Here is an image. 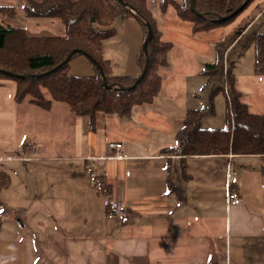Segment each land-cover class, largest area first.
I'll use <instances>...</instances> for the list:
<instances>
[{
	"label": "crops",
	"instance_id": "1",
	"mask_svg": "<svg viewBox=\"0 0 264 264\" xmlns=\"http://www.w3.org/2000/svg\"><path fill=\"white\" fill-rule=\"evenodd\" d=\"M25 3L0 0V5L18 9ZM175 13L176 9L159 24L169 25V31L183 40L208 41L212 49L228 36L221 27L193 34L191 25L178 16L174 19ZM42 22L28 21L39 27ZM251 26L226 51L225 66L233 67L241 102L251 113L264 114V72H258L249 40L264 30L250 35ZM244 43L253 53L245 62L237 53L229 63L228 51ZM169 65L160 72L162 88L152 104L135 106L130 116L97 114L94 120L71 117L57 103L50 112L28 103L17 105L15 82L0 81L3 167L30 159L18 154L27 139L40 143L41 151L50 144L59 170L78 181L71 192L65 181H54L52 196H35L33 200L45 207L38 223L25 210L10 224H0V264H264V157H186L181 151H167L178 147L177 133L187 111L197 110L177 105L179 89L171 84ZM111 143L122 147L111 149ZM75 163L86 165L84 173L72 172L69 167ZM95 177L100 187L106 185V194L97 191ZM229 189L240 194L239 205L229 203ZM111 200L127 205L129 222L113 214Z\"/></svg>",
	"mask_w": 264,
	"mask_h": 264
},
{
	"label": "trees",
	"instance_id": "2",
	"mask_svg": "<svg viewBox=\"0 0 264 264\" xmlns=\"http://www.w3.org/2000/svg\"><path fill=\"white\" fill-rule=\"evenodd\" d=\"M135 7L154 31V38L148 46L150 64L148 73L141 83L129 91L106 89L103 79L95 65L94 75H75L71 72L70 62L64 63L67 55L74 49L89 54L103 69L110 85L132 86L137 77L115 76L111 62L104 57V41L115 35L117 18L136 14L129 11L117 0H26L22 20L19 9L13 5H0V15L5 20L0 22V70L16 75L52 73L35 78H19L0 71V81L9 79L15 82V101L17 105L28 103L50 112L57 103L67 105L76 117L119 114L130 116L135 106L152 104L162 88L160 69L168 64L167 55L172 45L162 39V32L146 0H124ZM247 0H196V13H190L191 0H184V5H173L177 16L191 24L192 33H207L221 27L241 13L225 20H219L214 14L228 17ZM169 0H161L162 7ZM187 9L185 11V8ZM187 12V13H186ZM203 14L204 16H200ZM149 15V18L147 17ZM30 20H58L64 27L62 35L41 36L32 33L39 26L28 23ZM254 20V18H253ZM142 22V21H141ZM147 36V27L142 22ZM249 26L245 24L215 44L217 59L207 65L211 74L210 84L218 86L216 94L223 91L226 99V125L223 128L207 129L201 126L202 111L188 110L183 125L177 133L179 145L167 151H181L186 157L191 156H227L253 155L264 157V114H253L241 102L240 94L234 86L233 67L225 73V53L233 46ZM145 40V39H144ZM255 49L256 65L259 73L264 66V32L257 33L252 39ZM226 45V46H225ZM225 47V52L221 51ZM82 55L80 53L75 56ZM143 70L145 55L139 57ZM225 83V84H224ZM227 84V85H226ZM225 87L227 89L225 90ZM24 151L32 149V144L25 142ZM22 149L19 151L21 155ZM23 152V151H22ZM97 191L106 194L107 188L97 184L99 178H93ZM12 184L11 176L0 163V193Z\"/></svg>",
	"mask_w": 264,
	"mask_h": 264
},
{
	"label": "rangeland",
	"instance_id": "3",
	"mask_svg": "<svg viewBox=\"0 0 264 264\" xmlns=\"http://www.w3.org/2000/svg\"><path fill=\"white\" fill-rule=\"evenodd\" d=\"M147 1L150 3V8L154 14V17L157 19V27L161 31H163L164 35H166L167 33V36L164 38L167 39L168 42L172 41L170 42L172 44L170 46V51L173 52H171L170 55L167 56V61L168 63L170 62V65L168 66L169 68L166 70V72H168L170 75L169 79L173 81L171 84L175 88L179 89L177 95L179 96L178 99L180 102H178L177 105L180 107L187 106L188 108L201 110L203 112L201 118V126L204 128L217 129L225 127L226 99L224 93L223 91H219L216 94H213V91L218 86L215 84V82H212L210 84L211 74H208V71H206L207 65L214 63L217 59V51L215 49V46H217L215 44H217V42H215L214 46L211 49V47H209L210 43L208 41L191 43L187 39L183 40L176 34H173L169 31V25L163 26L159 24L164 19H168V15L171 11L175 12L174 6L168 4L165 8H163L160 5L161 0ZM177 1L179 5H183V0ZM263 9L264 0H252V2L241 13L236 15L232 20L223 24L221 26V30L223 32H226V35H230L239 27L248 23H251L252 25L250 27V35L255 34L257 31L264 30ZM22 10L23 7L21 6L19 12L21 13L22 20H24ZM186 10L189 9H187L186 7L185 11ZM188 12L196 13L192 10L191 7L190 11ZM147 17L149 18V15ZM176 17L177 15L175 13L174 19H176ZM180 20L185 24L191 25L188 21L182 19ZM54 22L56 24L51 25V21H43L42 26L37 28V31L32 30L31 32L35 35L41 36L62 35L64 32L63 25L58 20ZM114 27L116 29L115 35L104 41V57L112 62V73L114 75H131L132 77L138 78L141 68L139 66V57L141 55L145 39L144 27L138 20V17L135 18L134 16L117 18ZM164 38L162 37V39L166 41ZM249 40L252 41V35L249 37ZM224 48L225 47H222V49L220 50L225 52ZM228 52L229 53L227 54L226 59H229V63L233 62L231 58L237 53L242 54V60L245 62L247 56L251 52L253 53V48L252 46H247L246 43H244L238 44L234 49H231ZM61 65L62 64L57 65V67H55L56 70ZM93 65L95 64L92 63V61L86 56L78 55L72 58L70 62V69L71 72L75 75L89 76L95 74ZM53 70L45 74L42 73L34 75L41 77L52 73ZM161 71H165L164 67L160 69V72ZM227 71V67L225 66V73ZM173 72L177 74L175 75ZM108 85L113 89V84L110 85L108 83ZM134 85L136 84L134 83L132 86ZM174 96L175 95H173V97ZM61 105L65 106L68 109L67 113L71 117H74V114L70 111V108L67 105ZM100 114L103 113H99L98 115ZM50 118L52 120V128L55 122H53L52 117ZM69 121L70 119L66 118L64 123L67 124ZM24 141L31 143L32 149L24 151V148H22L23 152L21 151V156L23 158L29 157L30 159L9 162L5 164L6 167L4 166L5 170L8 171L11 176L12 185L8 189L3 190L0 193L1 225L10 224L14 220H16L18 216H20L25 210L27 211V213H29L28 216L30 217V220L34 223H38L41 220L40 218H38V213L44 211L45 207L43 203L37 202L38 199H35V201L33 199L35 198V196L41 195L52 196L54 194V181H65L64 184L68 188V192L77 189L78 186V181L74 180L76 178L75 175H72L70 173L66 178L65 173L59 170V162L52 159L53 153H51L50 144L48 148H44V151H41L40 143H37L39 145L38 146L35 145L34 142L27 141V139H25ZM24 141L23 144L25 143ZM85 167L86 165H84V168H82V164L75 163L72 164V166H70L69 168L74 174H80L84 173ZM65 194H67V191L65 192Z\"/></svg>",
	"mask_w": 264,
	"mask_h": 264
},
{
	"label": "water",
	"instance_id": "4",
	"mask_svg": "<svg viewBox=\"0 0 264 264\" xmlns=\"http://www.w3.org/2000/svg\"><path fill=\"white\" fill-rule=\"evenodd\" d=\"M117 1H118L120 4H122L124 7H126L128 10H130V11L133 12V13H135L136 16H137V17H138V18H139V19L145 24V26L147 27V30H148V32H147V36H146V38H145V40H144V44H143V48H142L143 53H144V55H145V65H144V67H143V70H142L140 76L138 77V79H137V81H136V83H135V84L137 85V84H139V83L142 82V80L145 78V76H146L147 73H148L149 64H150V57H149V52H148V46H149V44L151 43V41L153 40V38H154V31H153L151 25L145 20V18H144L141 14H139V13L137 12V10L135 9L134 6H132L131 4L125 2L124 0H117ZM195 2H196V0H191V2H190V7L192 8L193 11L196 12V9H195ZM247 4H248V0L245 1V2H243V3L240 5V7H238V8L234 11V13L231 14L230 16H228V17H222V16H220V15H218V14H214V16L217 17L219 20H225V19H227V18H229V17H232L233 15L237 14L238 12L242 11V10L247 6ZM200 16H204V15H203V14H200ZM77 53H80V54L86 56L88 59H90V60L92 61V63H94V64L96 65L97 69L99 70V72H100V74H101V76H102V78H103V85H104V87H105V88H108V89H112V87L109 86L108 83H107V79H106V77H105V73H104L102 67H101V66H100V65H99V64H98V63H97V62H96V61H95V60H94L89 54H87V53H86L85 51H83V50H80V49H74V50H72V51L67 55V57H66V59L64 60V62L62 63V65H63L64 63L69 62V61L72 59V57H73L75 54H77ZM0 71H1L2 73L6 74V75H10V76H12V77H19V78H35V77H39V76L34 75V74L16 75V74H14V73H12V72H9V71H5V70H0ZM136 85H134V86H136ZM134 86H132V87H124V86H117V87H115V86H114L113 89H114V90H117V91H129V90L133 89Z\"/></svg>",
	"mask_w": 264,
	"mask_h": 264
},
{
	"label": "built area",
	"instance_id": "5",
	"mask_svg": "<svg viewBox=\"0 0 264 264\" xmlns=\"http://www.w3.org/2000/svg\"><path fill=\"white\" fill-rule=\"evenodd\" d=\"M112 147L117 150L121 149L122 144L116 143V145H112ZM228 201L231 205H239L241 203V196L237 191L229 189L228 191ZM110 208L114 215H116L122 223H127L130 220V215L126 210V204L122 201L111 200Z\"/></svg>",
	"mask_w": 264,
	"mask_h": 264
},
{
	"label": "bare ground",
	"instance_id": "6",
	"mask_svg": "<svg viewBox=\"0 0 264 264\" xmlns=\"http://www.w3.org/2000/svg\"><path fill=\"white\" fill-rule=\"evenodd\" d=\"M140 76V75H139ZM138 79V78H137ZM137 81V80H136ZM136 83V82H135ZM112 145H116V143H111L110 144V148L111 149H114L113 147H112ZM126 210H127V212L129 213V210H128V207H127V205H126Z\"/></svg>",
	"mask_w": 264,
	"mask_h": 264
}]
</instances>
